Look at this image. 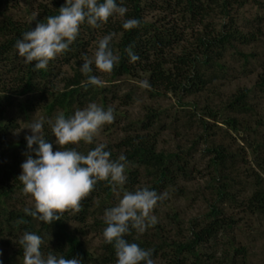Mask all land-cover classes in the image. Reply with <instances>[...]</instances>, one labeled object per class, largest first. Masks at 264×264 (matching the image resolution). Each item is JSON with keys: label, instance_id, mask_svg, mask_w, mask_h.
Instances as JSON below:
<instances>
[{"label": "rangeland", "instance_id": "rangeland-1", "mask_svg": "<svg viewBox=\"0 0 264 264\" xmlns=\"http://www.w3.org/2000/svg\"><path fill=\"white\" fill-rule=\"evenodd\" d=\"M16 1L17 8L11 13L16 19L30 21L37 14V6L49 0ZM225 1L200 0V3L204 4V13L199 17L201 21L198 20L199 22L192 25H189L185 14L184 22L181 21L180 8H171L168 12L154 10L147 13L146 19L152 23L166 25V28L176 27L177 39L175 38L173 44L165 51L168 59L179 54L183 46L191 45L197 35L207 32L215 36L220 32L222 26L228 23L224 15ZM229 1L234 28L251 36L250 41L235 44L238 50L248 56V61L230 49L227 53L226 78L215 82L214 93L205 92L199 99L202 106L209 104L216 108L238 92L250 90V110L242 115L230 114L238 118L237 130L224 124L225 116L219 117L220 120L216 121L207 118L211 124L210 130L206 140L199 138L203 129L198 125L193 109L182 108L178 98L171 93L164 90L159 94L154 92L148 85V76L140 70L133 76L113 79L112 72H98L93 65V72L90 75L98 76L102 86L89 88L85 91L82 106L67 110L61 95L76 87L73 85H86L87 76L80 72V65L84 62L82 55L73 58L71 56L67 62L60 54L56 57L58 62L49 84L50 91L42 100H35L37 104L32 113L24 115L20 112L19 98L6 101V115L12 119L13 128L7 133L6 146L0 150V160H12L15 152L10 150L9 145L26 142L25 136L31 134L27 129L29 123L42 118L45 121L44 138L48 143H52L54 137L47 121L54 122L60 113H64L67 118L75 110L82 109L91 102L113 110V122L105 125L94 138L95 146L97 143H104L106 148L116 145L127 136L137 134L140 123L150 112L162 113L160 124L145 133H149L151 137L156 135L158 152L181 155V166L185 167V175L178 178L174 187L170 186L161 191L166 194V198L152 210V215L157 220L156 224L142 234L135 232L134 238L146 242L151 246L149 247L151 251L163 242L170 244L174 241H189L193 236V224L203 223L210 212L211 204L217 199L215 185L225 184L231 197L223 200L220 207L228 219H232L233 226L202 246L200 264H264V213H252L246 205L258 187L257 179H261L260 183L264 186V87L260 88L257 85L264 78V0ZM31 4L34 15L26 11L30 9ZM101 33H97L96 38L86 42L88 46L84 56L93 58L98 41L103 38ZM3 40L4 38L0 37V42ZM114 54L117 55L115 52ZM1 68L0 65V70ZM187 101L192 99H185V102ZM217 145L225 147L232 156L227 165L220 168L219 173L210 167L211 155L208 153V149ZM66 147H75L77 151L84 153L89 150L90 145L81 142ZM56 150L53 144V151ZM25 158L23 155L20 159L24 162ZM126 176L128 178L127 174ZM154 180L155 172L153 174V171L146 167L140 168L133 189L135 191L148 187ZM122 195V191H116L112 206L118 203ZM95 202L98 203V200ZM11 203L22 211L33 207L32 200L23 192L17 194ZM112 206L106 205L104 208L96 206L92 209L94 214L84 222L75 220L72 211L66 212L69 229L81 239L85 248L96 256L103 253L102 246L105 244L102 236V231L106 227L103 225V213L106 208ZM35 226L39 228L40 224L36 222ZM236 249H241L242 252L236 253ZM18 251L14 242L8 246L1 244L0 264L12 259L15 260L12 264H23V261L16 260ZM162 252L159 251L157 257H152L154 264H164ZM164 252L166 253V250ZM193 262L194 259L189 260V264Z\"/></svg>", "mask_w": 264, "mask_h": 264}, {"label": "trees", "instance_id": "trees-1", "mask_svg": "<svg viewBox=\"0 0 264 264\" xmlns=\"http://www.w3.org/2000/svg\"><path fill=\"white\" fill-rule=\"evenodd\" d=\"M174 1L123 0L122 6L128 10L125 17H110L99 28H91L86 23L81 25L75 41L66 52L62 53L64 60L68 62L71 56L73 58V56L82 55L83 57L88 46L86 42L96 38L97 33L102 32V36L111 33L110 47L113 53L115 52L119 57V62L114 65L112 70L113 79L133 76L137 70L146 74L148 85L154 92L159 94L161 90H164L171 93L178 98V103L182 108L191 107L193 109L198 125L203 129L199 138L206 140L210 130L211 124L207 118L216 121L219 117L224 118L225 116L224 124L237 130L238 118L230 114L237 116L250 110V90L245 89L238 92L216 108H212L209 104L202 106L199 98L205 92L214 93L215 82L226 78L228 74L227 53L230 49L248 61V56L238 50L235 44L248 42L251 40V36L234 28L229 7L231 2L226 0L223 7L228 23L222 26L220 32L215 36L207 32H204L203 35H197L191 45L183 46L179 54L168 59L165 51L168 46L173 44L175 38L177 39L176 27L166 28V25L152 23L146 19L147 13L154 10L168 12L171 8H180L181 21L184 22L185 14L189 25H192L199 22V17L205 9L200 0ZM64 2L65 0H49L40 3L36 9V16L27 21L16 19L11 13L14 8H17L16 0H0V37L4 38L0 42V65L2 66L0 70V150L6 146L7 133L13 128L12 119L6 115V101H11V98H19L21 100L20 112L24 115L32 113L37 101L42 100L50 91L49 84L55 74L56 63L58 62V59L55 58L50 61L46 70L34 71L31 65L23 64L22 58L18 56L14 47L16 40L21 38L24 32L33 29L36 23H46L47 17L57 15L58 9ZM32 8L33 5L31 4L30 9L26 10L30 15H34L31 11ZM128 18L139 20V26L125 31L121 25L123 20ZM129 47L139 57L136 62H129V57L125 51ZM257 85L263 88L264 78ZM73 86H71L72 89L61 95L67 110L75 106H82L85 91L92 87L79 86V84ZM187 98H191L192 101L185 102ZM36 99L37 101H35ZM161 116L162 113L150 112L145 120L140 123V130L136 132L137 134L127 136L116 145L106 148L107 151L111 152V159L115 160L121 154L127 159V183L119 189L123 193L134 191L133 185L140 168L146 167L149 171H153V174L155 172V180L149 184L148 188L157 193L175 185L178 178L185 175V167L181 166V155L179 153L158 152L155 141L156 135L151 137L149 133H145L155 125L160 124ZM94 147L95 144L93 143L89 150ZM9 148L15 152L12 160H0V245L8 246L14 242L19 250L16 260L21 262L23 261V253L17 241L25 231H28L42 237L41 251L45 255L52 252L68 259L78 258L82 264H116L115 250L111 244L105 243L102 246L103 253L100 256H96L85 248L81 239L69 229L67 213L63 214L60 220L47 225L34 220L27 216L25 211L18 210L12 205L11 202L17 194L23 192V186L17 177L20 175V165L23 162L20 158L23 155L26 156L28 150L26 142L13 143L9 145ZM86 153L87 151L84 152V154ZM208 153L211 155L210 167L215 168L218 173L220 168L225 167L232 157L222 145L208 149ZM257 181L258 187L249 197L246 205L252 213L263 214L264 186L260 183L261 179H257ZM214 188H216L217 199L211 204L210 212L206 215L203 223L193 224L192 238L187 242L160 243L152 250V257H157L159 251H163L161 255L164 264H189L191 259H194L193 264L201 263L202 246L213 241L221 232L233 226L232 219H228L220 207L223 200L231 197L228 194V189L225 184L215 185ZM115 193L116 191L112 190L107 181H99L93 191L81 201L80 210L73 212V218L79 222H84L94 214L92 209L96 206L103 208L106 205L112 206ZM97 200L98 203L95 202ZM36 222L40 224L39 228L35 226ZM134 235L135 231H131L124 239L130 243H137L144 249H150L151 246L134 238ZM235 251L236 253L242 252L241 249ZM13 261L15 263V260L12 259L2 264H12Z\"/></svg>", "mask_w": 264, "mask_h": 264}, {"label": "clouds", "instance_id": "clouds-1", "mask_svg": "<svg viewBox=\"0 0 264 264\" xmlns=\"http://www.w3.org/2000/svg\"><path fill=\"white\" fill-rule=\"evenodd\" d=\"M123 0H65L58 9V14L49 16L45 22L36 23L35 27L24 32L14 45L17 54L25 65H31L34 71L46 70L50 61L66 52L75 41L80 26L87 24L99 28L110 17H125L127 8ZM140 21L135 18L123 20L125 31L135 29ZM112 34L109 33L98 41L93 58L83 56L80 72L87 76L86 86H102L101 79L90 75L95 70L111 73L119 62V57L110 47ZM129 62H136L139 57L132 48L125 49ZM114 120L113 110L105 109L95 102L88 103L82 109L65 117L60 113L54 122L49 120L54 141L43 135L45 121L41 118L28 124L30 135L25 136L28 154L20 165L21 172L17 180L22 184V191L33 202L25 214L34 220L51 225L62 218L66 212H78L81 201L93 191L99 181H107L113 191L119 190L127 180V159L121 154L111 159V152L104 143L86 154L68 145H92L100 130ZM53 144L57 150L53 151ZM35 146V147H34ZM166 198L165 193H157L148 187L135 191H125L118 203L106 208L103 221L106 227L102 236L106 244L115 250L116 264H154L152 251L137 243H130L124 237L131 231L142 234L157 222L152 210ZM23 253V264H82L78 258H65L60 254L41 251L43 239L34 232L25 231L17 241Z\"/></svg>", "mask_w": 264, "mask_h": 264}]
</instances>
